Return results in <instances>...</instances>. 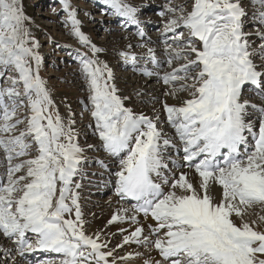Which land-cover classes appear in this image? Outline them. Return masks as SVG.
Wrapping results in <instances>:
<instances>
[{
  "label": "snow or ice",
  "instance_id": "snow-or-ice-1",
  "mask_svg": "<svg viewBox=\"0 0 264 264\" xmlns=\"http://www.w3.org/2000/svg\"><path fill=\"white\" fill-rule=\"evenodd\" d=\"M102 2L139 26L126 0ZM61 3L65 27L91 52L77 50L76 59L87 90L81 103L100 143L82 147L71 106L67 118L61 115L41 75L40 44L22 0H0V236L21 256L54 254L41 264H117L142 255L117 258L100 232L89 235L84 227L76 178L87 151L102 148L112 167L96 163L112 178L115 195L135 202L108 221L136 225L117 248H154L161 257L154 264H264V231L245 219L253 207L264 210V106L244 98L251 90L264 100V0H249L261 41L255 47L244 31L242 0H168L159 13L167 17L164 59L147 44L139 45L146 48L140 57L119 53L134 72L168 86L166 97L184 95L179 106L162 102L163 118L155 108L149 116L126 106L113 70L99 59L103 49L81 30L69 0ZM140 215L154 222L147 234Z\"/></svg>",
  "mask_w": 264,
  "mask_h": 264
},
{
  "label": "rangeland",
  "instance_id": "rangeland-1",
  "mask_svg": "<svg viewBox=\"0 0 264 264\" xmlns=\"http://www.w3.org/2000/svg\"><path fill=\"white\" fill-rule=\"evenodd\" d=\"M99 1H101V5L98 3ZM69 2L72 9H74L77 13V19L81 21V30L89 37L91 43L100 45L103 51H108L109 57H100L99 59L101 61H106L109 67L113 70L115 74V83L120 90V95L129 98L128 101L133 103L134 108H139V106L145 108L147 107V104L150 105V103L145 100V97L149 96L152 93H148L150 89L143 88H148L150 85L155 86L160 83L159 80L155 79L153 81L150 80L149 77L144 76L145 78H147L146 81H138L139 83L135 82L134 78H136L139 73L133 74L132 67L130 65H126L119 56V53L121 51H129V49L127 48L129 44L132 45L131 51L139 54L140 50L138 44H133V42H131L133 40L126 41L127 37L131 36L130 34H132L133 32L131 30L126 31L119 23V20L117 21V24L112 22L111 17L113 15L108 10L107 6L103 4L102 0H69ZM126 2L135 4L136 7H138L136 9L149 5L147 9L150 10H147V13L143 14L142 18H149L151 21H156L157 23H154L152 26L147 27V30H149V32L145 36V39L148 40L147 42L151 43L153 34H156V36L161 37L162 40L156 39L154 41L158 44H162L163 37L161 33L163 32L167 17H161L159 13L164 10V7L168 3V0H126ZM172 2L174 4H179L182 2V0H172ZM248 2L249 1L247 0H242V5L246 7L245 10H249L250 6L252 7V5ZM29 4H34V6L31 8V12H29L28 14L25 13L28 17L31 18V23L28 25V27L30 28L32 36L40 44L39 53L42 57L40 71L42 77L48 83V86L52 93V98L58 106L61 115H63L65 118H67L68 116L67 105L71 106L76 119L75 127L80 133L78 140L81 146L87 148L88 144H95L94 142L96 141L99 145L100 142L98 138L92 133L94 130V124L92 123L94 122L92 121L90 113L85 109L84 104L81 103V101L87 103V90L85 87V83L80 75V66L78 60L76 59L77 50H79L80 52H87L89 55H91L90 49L83 47L79 43V41L70 34V26L65 27L64 21L67 18V13L63 11V4L61 3V0H30ZM249 17L253 18L251 14L248 15L245 20L244 31L250 33L249 36H251L253 35L252 33L256 31L258 25L253 19L250 21ZM126 32H129L130 34ZM133 38L135 39V37ZM105 39L108 41H105ZM256 42L258 43V40H255V42L252 41L253 45H255L254 43ZM141 53L142 51L140 52V54ZM117 60L120 62V64H118L119 62L116 63ZM164 70L165 68L161 69V71ZM141 77L138 76L136 79L140 80L142 79ZM159 89L161 90V93H159L164 95L165 91L168 89V86H166L165 89ZM136 93H138V95H136ZM245 97L250 100H255V98L259 99V96L252 94V92L249 93V91L245 93ZM151 99L154 98L151 97ZM250 103L253 104L257 102ZM90 124H92V127H89ZM98 151L99 154H97L98 152L95 150L87 151L89 159L83 167L82 177L76 178L77 182L82 184V190H84L83 197L81 195L82 203H88L87 207L84 208V213L87 217H90L93 212H96V215L102 216V214H105L107 207L110 208L115 206V204H112L110 207L106 205L102 208L104 202L111 203L113 201L112 197L115 196V191L112 187L114 186L113 183L110 182L111 178L107 175V171L101 168L98 163H96V161H98L99 159H95L93 161L92 167L88 166L87 164L88 162L92 161V158L94 156L100 155L101 150L98 149ZM216 191L218 192L217 194H219V189H217ZM106 199L110 200L103 201ZM121 205H123V203H121ZM121 207L130 209L127 206ZM121 207L120 205H117L114 209V212L117 213ZM101 210H103V212ZM248 211L249 214L245 216V219L249 222L256 220L257 230L264 231V222H260L258 219L259 215H264V210H261L257 206L249 209ZM88 226L90 225H84L87 234L90 235L91 232L89 231ZM108 229L112 230L110 227ZM121 229L127 228L122 227ZM106 230L107 229H105V231ZM119 232L120 230H118L116 234L113 232V234L115 235H113L114 237L112 236L113 241H111V245H109L110 249H115V251H117V254H119H115L117 258L126 256L128 253H136L139 249H143V251L147 250V252L142 251L143 253L140 256L146 254L143 257L137 256L130 260L117 259V264H145L146 259L151 260L154 264V262L156 261V256H153V252L151 251L153 250L152 248H144L139 245V249L137 250V244H126L124 246H126L127 248L122 249L124 253H120V250H118L116 246L117 244L120 245L123 243V238L126 234ZM125 232L127 233V235L129 234L128 231ZM0 239V243H2L4 241V238L1 237ZM4 242L5 246L8 244V242L11 243L13 245V248L8 249L11 251L6 256L5 260L2 261L1 257L3 255H0V264H9V262L10 264H13V261L16 260L17 257L16 254L19 252L16 250V246L11 240L6 239ZM43 256L47 257L46 255ZM54 258L55 257L53 255V257L47 258L45 260ZM18 259V263L22 264ZM36 263L37 262L32 264Z\"/></svg>",
  "mask_w": 264,
  "mask_h": 264
},
{
  "label": "bare ground",
  "instance_id": "bare-ground-1",
  "mask_svg": "<svg viewBox=\"0 0 264 264\" xmlns=\"http://www.w3.org/2000/svg\"><path fill=\"white\" fill-rule=\"evenodd\" d=\"M247 1H249V0H247ZM249 3V2H248ZM249 6V5H248ZM245 9H246V7H245ZM247 12H248V15L249 14H251L252 15V11H253V7H251L250 6V9L249 10H246ZM250 12V13H249ZM159 19H161V18H159ZM154 23V21H152L149 25H152ZM128 25H130V24H128ZM145 27V26H144ZM256 32V31H255ZM255 32H253L252 34L253 35H251V36H249L248 37V39H249V41L250 42H255V40H258V43L256 42V43H254L255 45H253L254 47L255 46H257V45H259L260 43H261V41H260V38L255 34ZM247 33V32H246ZM127 35V34H126ZM125 35V36H126ZM131 35V34H130ZM133 37H135V39L133 38ZM108 39V38H107ZM110 39V38H109ZM156 39H161V37H158V36H156V34H154V37L152 38V43L151 44H149V43H147L146 41H145V39L144 38H142L141 39V37L139 36V35H135V34H132L131 36H129V37H127V39H126V41H130V40H133V41H131V42H133V44H138V47H139V45L140 44H147L149 47H153V48H155L156 49V54H157V57L159 58V59H164V55H162L164 52H161V51H164V45L163 44H158V43H156L154 40H156ZM105 41H108V40H106L105 39ZM111 43V42H110ZM109 45V44H108ZM97 47H100V45H96ZM100 48H102V47H100ZM139 53L142 51V53L141 54H138V53H135L138 57H140L141 55H143L145 52H146V48H142V47H139ZM129 51H131V49H129ZM131 52H134V51H131ZM109 54H108V51H103V52H101L100 53V55H99V58L100 57H103V58H107V57H109L108 56ZM121 59V58H120ZM143 62V61H142ZM259 62V61H258ZM149 65V68H151L152 66L150 65V64H148ZM132 73V72H131ZM134 73H138V72H134L133 71V74ZM163 74V71H161V75ZM141 77L142 79H136L137 77ZM137 77L136 78H134L135 79V82H140V81H142V82H144V81H146L147 80V78H145L143 75H141L140 73H139V75H137ZM149 79L150 80H155V79H158L157 77H155V76H153V77H149ZM132 82V81H131ZM138 82V83H139ZM159 82L160 83H158L157 85H150L148 88H143V89H150L149 90V92L148 93H152V94H150L149 96H146L145 98V100L148 102V103H150V105L149 104H147V107H145V108H142V107H140L139 106V108H134V106H133V103L132 102H129L128 100H129V98L126 100V106H128V107H131V108H133V110L134 111H136V112H144L145 114H147V115H150V116H152V115H154V112H153V108H155L158 112H160V114H161V117H162V115H164L163 114V111H162V102H164V101H166L168 104H175V105H177V106H179V104L181 103V101H182V99H184L185 97H184V95L182 94V95H180L179 97H177V98H173V97H166L165 95H163V94H160L161 92V90L159 89V88H164L165 89V87H166V85H164L163 84V82L162 81H160L159 80ZM157 86H159V87H157ZM147 87V86H146ZM135 90H137V89H135ZM134 92V91H133ZM160 92V93H159ZM136 95H138V93H136ZM151 97H153L154 99H151ZM163 97V98H162ZM158 98V99H157ZM245 99H247L248 100V98H246V97H244ZM150 100V101H149ZM128 101V102H127ZM249 102H257V103H253V104H256V105H261V106H264L263 104H262V101H261V99H257V100H255V101H252V100H248ZM143 104V103H142ZM144 107V106H143ZM165 127V131L169 134V135H173L174 134V130H172L171 128H169V127H167V125H165L164 126ZM95 143V145H98V142L96 141V142H94ZM102 148H100V150H101ZM98 154V153H97ZM100 155H96V156H94V157H99ZM101 156H104L105 158H103L102 160H104L105 162H110V163H113V158H111V157H109L108 155H107V153H103V154H101ZM93 159H95V158H92V160ZM0 170H2L3 171V169H0ZM167 189V188H166ZM165 189V190H166ZM83 190H82V188L80 189V194L82 195V197H83ZM218 192L216 191V194H217ZM217 196H219V194H217ZM112 200H114V198H112ZM87 205H88V203H82V198H81V206H82V211H83V214H84V220H85V224H89L90 226H88V228H89V231L91 232L90 233V235H94L96 232H100L101 233V240L102 241H106L107 243H108V246H109V242L113 239L112 238V236L113 235H115L116 234V232L118 231V230H120L122 227H126L127 229V231L130 233L131 231H133L134 230V228L136 227V225H134V224H132L131 223V221H127V222H123L122 224H120V223H116V224H109L108 223V221L111 219V217H112V215L113 214H116L115 212H114V209H115V207L117 206H115V207H110L109 206V203H105L104 202V205L102 206V208L103 207H105L106 205H108L110 208H106V212H105V214L103 215L102 214V216H99V215H96L97 213L96 212H93V214L90 216V217H87L86 216V214L84 213V208L85 207H87ZM122 206H124V205H122ZM121 207V206H120ZM127 207L128 208H130L131 209V207H132V205H131V207L129 206V205H127ZM125 208V207H124ZM124 208H120L119 209V211L121 210V209H124ZM104 210V209H103ZM103 210H101L102 212H103ZM118 211V212H119ZM117 212V213H118ZM131 212H129V213H127V215L128 216H131ZM138 219L140 220V222H141V224L142 225H144L145 226V234H147V223H154V222H152L151 220H148V221H145V220H141L142 218H141V216H138ZM145 221V222H144ZM238 223H239V221H237ZM111 228L112 230H113V232L115 233V234H113V232H112V230H110V229H108V228ZM104 228V229H103ZM105 229H107L106 231H105ZM104 230V231H103ZM1 237H3V236H0V238ZM114 237V236H113ZM4 238V237H3ZM1 240V239H0ZM6 239L4 238V241H5ZM2 242V243H0V255H3L2 257H1V260L3 261V260H5V258H6V256L7 255H5V251L6 250H8V249H12L13 248V245L11 244V243H9L8 242V244L5 246V242ZM113 241V240H112ZM111 245V244H110ZM118 245V244H117ZM131 246H134V245H131ZM139 247V246H138ZM136 249H137V247H136ZM153 250H152V254H153V256H156V258H157V260H160V256H159V254H158V252L154 249V248H152ZM106 250H108V248L106 249ZM143 250H140V253H143L142 252ZM35 252V251H34ZM39 253H41V251H37V252H35V253H33V254H31V252H28V253H25L23 256H21L19 253H17L16 254V260H14L13 261V264H19L18 263V261H17V259L22 263V264H24L23 263V261H25L26 263L25 264H28V261H27V259L30 257V256H32L33 257V255H35V257H38V255H39ZM44 253V252H43ZM124 253V252H123ZM49 254H51V253H49ZM151 254V255H152ZM143 255H145V254H143ZM9 257V256H8ZM31 257V258H32ZM43 259V258H42ZM3 264V263H2ZM5 264V263H4ZM9 264H10V262H9ZM39 264H41V263H39Z\"/></svg>",
  "mask_w": 264,
  "mask_h": 264
},
{
  "label": "trees",
  "instance_id": "trees-1",
  "mask_svg": "<svg viewBox=\"0 0 264 264\" xmlns=\"http://www.w3.org/2000/svg\"><path fill=\"white\" fill-rule=\"evenodd\" d=\"M29 1H30V0H22V5H23V8H24V11H25V13H27V14H28L29 12H31Z\"/></svg>",
  "mask_w": 264,
  "mask_h": 264
}]
</instances>
